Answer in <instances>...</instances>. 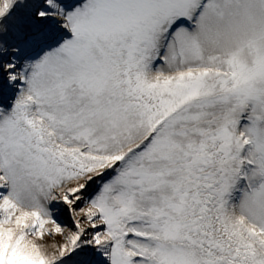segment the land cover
Instances as JSON below:
<instances>
[{
    "label": "snow or ice",
    "instance_id": "obj_1",
    "mask_svg": "<svg viewBox=\"0 0 264 264\" xmlns=\"http://www.w3.org/2000/svg\"><path fill=\"white\" fill-rule=\"evenodd\" d=\"M0 264H264V0H0Z\"/></svg>",
    "mask_w": 264,
    "mask_h": 264
}]
</instances>
